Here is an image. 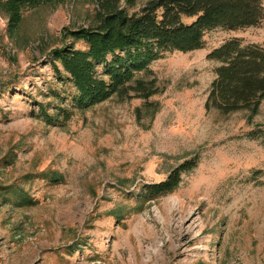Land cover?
<instances>
[{
    "label": "rangeland",
    "instance_id": "rangeland-1",
    "mask_svg": "<svg viewBox=\"0 0 264 264\" xmlns=\"http://www.w3.org/2000/svg\"><path fill=\"white\" fill-rule=\"evenodd\" d=\"M11 1L0 0V264H264V101L255 116L205 107L210 53L235 38L264 45V21L165 54L143 76L156 81L149 100L115 95L60 126L42 111L74 91L51 56L94 25L100 0H44L16 24ZM119 1L134 13L151 0ZM194 160L173 193L141 198Z\"/></svg>",
    "mask_w": 264,
    "mask_h": 264
},
{
    "label": "trees",
    "instance_id": "trees-1",
    "mask_svg": "<svg viewBox=\"0 0 264 264\" xmlns=\"http://www.w3.org/2000/svg\"><path fill=\"white\" fill-rule=\"evenodd\" d=\"M43 2L12 0L14 24L22 9ZM263 21L264 0H151L134 13L119 0H100L94 25L71 31L72 43L52 53L50 64L56 79L74 92L65 97L56 92L52 97L62 103L54 107V116L42 111L43 120L64 125L75 111L90 110L115 95L124 98L133 93L149 100L158 89L155 79L147 81L143 76L165 54L202 50L209 32L259 27ZM77 43L84 48H76ZM209 59L219 66L206 110L225 116L239 112L257 115L264 101V45L231 39L213 50ZM196 167L195 160L184 163L164 182L146 186L141 198L150 202L173 193L182 183L183 173Z\"/></svg>",
    "mask_w": 264,
    "mask_h": 264
}]
</instances>
